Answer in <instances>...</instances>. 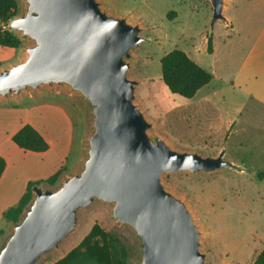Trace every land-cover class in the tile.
I'll return each mask as SVG.
<instances>
[{
	"label": "water",
	"instance_id": "obj_1",
	"mask_svg": "<svg viewBox=\"0 0 264 264\" xmlns=\"http://www.w3.org/2000/svg\"><path fill=\"white\" fill-rule=\"evenodd\" d=\"M196 2V0H194ZM212 27L228 24L226 0H208ZM6 29L29 44L24 56L0 68V99H20L43 86L66 87L87 111L89 130L77 165L53 186H32V197L0 244V264H38L62 249L95 205L128 228L137 264H207L202 230L185 199L162 181L164 172L245 171L226 155L180 149L154 131L135 103L128 77L132 51L145 37L127 13L102 0H22ZM19 36V37H20Z\"/></svg>",
	"mask_w": 264,
	"mask_h": 264
},
{
	"label": "rangeland",
	"instance_id": "obj_2",
	"mask_svg": "<svg viewBox=\"0 0 264 264\" xmlns=\"http://www.w3.org/2000/svg\"><path fill=\"white\" fill-rule=\"evenodd\" d=\"M102 1L107 10L127 13L143 28L145 40L132 51L128 77L141 82L135 103L154 123V131L180 149L217 154L225 148L226 155L245 169L208 174L164 172L161 179L194 212L203 233L201 250L206 253L207 264H251L264 252V179L256 175V171H264V104L242 90L243 84L240 88L233 85L232 81L238 80L232 76L241 71L243 77L244 63L256 55L258 37L264 34V0H226L223 14L228 24L216 20L212 27L208 0ZM18 2L17 14L24 7L22 0ZM210 35L211 53L206 49ZM20 38L18 48L0 46V68L24 56L23 49L29 42ZM174 48L185 51L212 73L211 81L192 98L170 92L161 80L160 58ZM51 102L66 104L74 132L72 149L64 162L68 170L64 168L58 183L77 165L89 130L87 111L77 95L66 87L43 86L35 93H23L20 99H0V108L41 110ZM95 223L119 237L128 248L129 264H137L132 232L114 223L103 205L82 211L75 235L38 264L62 258ZM11 228V222L3 218L0 244Z\"/></svg>",
	"mask_w": 264,
	"mask_h": 264
},
{
	"label": "crops",
	"instance_id": "obj_3",
	"mask_svg": "<svg viewBox=\"0 0 264 264\" xmlns=\"http://www.w3.org/2000/svg\"><path fill=\"white\" fill-rule=\"evenodd\" d=\"M258 44L254 58L242 67L244 76L241 77V71L235 73L232 79L238 82L232 81V84L239 88V84H243L242 90L246 89L256 101L264 104V34L258 37ZM42 107L41 110L0 108V155L6 163L0 176V223L3 211L17 204L29 181L47 178L60 167L66 168L64 162L70 155L74 135L69 109L66 104L57 102ZM25 123L44 137L48 143L46 150H24L12 141V135Z\"/></svg>",
	"mask_w": 264,
	"mask_h": 264
},
{
	"label": "trees",
	"instance_id": "obj_4",
	"mask_svg": "<svg viewBox=\"0 0 264 264\" xmlns=\"http://www.w3.org/2000/svg\"><path fill=\"white\" fill-rule=\"evenodd\" d=\"M18 0H0V46L18 48L21 38L6 29L7 21L17 15ZM206 49L212 52L211 35L207 37ZM161 80L167 89L185 98H192L197 91L208 84L212 73L191 59L185 51L174 48L160 58ZM12 141L24 150L44 151L48 143L32 125L25 123L12 135ZM5 159L0 155V176L5 168ZM60 167L44 179L29 181L26 191L17 204L3 211L2 216L14 223L20 219L23 209L32 197V186L45 183L54 185L63 173ZM259 179H264V171H256ZM51 264H129V253L123 241L105 231L100 225L93 224L81 242L62 258ZM251 264H264V252L255 256Z\"/></svg>",
	"mask_w": 264,
	"mask_h": 264
}]
</instances>
